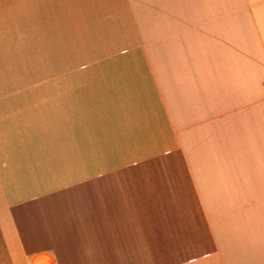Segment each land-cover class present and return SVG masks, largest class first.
<instances>
[{
  "label": "crops",
  "instance_id": "0c3cea01",
  "mask_svg": "<svg viewBox=\"0 0 264 264\" xmlns=\"http://www.w3.org/2000/svg\"><path fill=\"white\" fill-rule=\"evenodd\" d=\"M0 264H264V0H0Z\"/></svg>",
  "mask_w": 264,
  "mask_h": 264
}]
</instances>
